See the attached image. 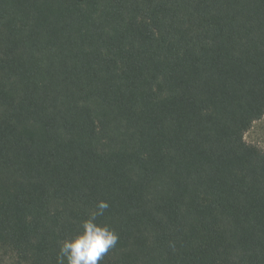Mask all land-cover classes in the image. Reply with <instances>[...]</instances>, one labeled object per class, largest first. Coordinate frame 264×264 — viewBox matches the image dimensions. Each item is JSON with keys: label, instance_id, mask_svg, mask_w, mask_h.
I'll use <instances>...</instances> for the list:
<instances>
[{"label": "trees", "instance_id": "16d2710c", "mask_svg": "<svg viewBox=\"0 0 264 264\" xmlns=\"http://www.w3.org/2000/svg\"><path fill=\"white\" fill-rule=\"evenodd\" d=\"M263 117L264 0H0V264H264Z\"/></svg>", "mask_w": 264, "mask_h": 264}, {"label": "clouds", "instance_id": "9594fccd", "mask_svg": "<svg viewBox=\"0 0 264 264\" xmlns=\"http://www.w3.org/2000/svg\"><path fill=\"white\" fill-rule=\"evenodd\" d=\"M107 207L106 202H99L96 210L82 222V231L73 239L61 242L59 264H99L109 249L116 245V233L107 226L96 223L97 217Z\"/></svg>", "mask_w": 264, "mask_h": 264}, {"label": "rangeland", "instance_id": "374dc122", "mask_svg": "<svg viewBox=\"0 0 264 264\" xmlns=\"http://www.w3.org/2000/svg\"><path fill=\"white\" fill-rule=\"evenodd\" d=\"M245 141L264 151V117L261 120L256 121L251 129L245 134Z\"/></svg>", "mask_w": 264, "mask_h": 264}]
</instances>
